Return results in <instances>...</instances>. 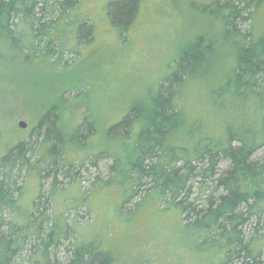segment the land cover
<instances>
[{"label":"trees","instance_id":"obj_1","mask_svg":"<svg viewBox=\"0 0 264 264\" xmlns=\"http://www.w3.org/2000/svg\"><path fill=\"white\" fill-rule=\"evenodd\" d=\"M141 1L111 0L109 20L130 26ZM80 3L0 0V59L31 67L46 58L68 64L63 57L75 59L94 37L96 25L79 13ZM205 3L212 21L204 32L178 53L144 100L106 129L119 137V154L106 149L71 161L70 140L83 146L93 124L86 114L67 136L53 104L0 157V264H120L100 235L79 234L71 211H54L60 207L55 190L69 178L68 184L79 180L78 164L94 165L102 156L114 159L110 182H126L124 202L155 196L160 207L176 208L197 247L218 252L215 264H264V0ZM74 28L75 42L68 43ZM198 86L199 98L222 117L213 132L189 115L191 87ZM28 177L38 182L39 193L24 205ZM48 179L46 196L41 187Z\"/></svg>","mask_w":264,"mask_h":264},{"label":"rangeland","instance_id":"obj_2","mask_svg":"<svg viewBox=\"0 0 264 264\" xmlns=\"http://www.w3.org/2000/svg\"><path fill=\"white\" fill-rule=\"evenodd\" d=\"M110 1L81 0L79 13L95 23L94 37L79 48L75 59L69 54L63 57L68 64L46 58L31 67L8 57L0 59V157L26 138L53 104L67 136L86 114L93 124L94 133L83 146L76 148L70 140L71 161L78 155L85 161L87 153L106 149L119 154V137L106 129L137 99L141 101L154 90L157 79L174 67L179 52L212 21L201 5L211 0H142L135 21L121 27L109 20ZM214 27L216 30L217 24ZM76 34L74 28V41L68 34V43L75 42ZM0 50L4 53L3 47ZM227 55L229 60L231 55ZM191 89L195 92L189 115L200 117L209 132L220 129L222 117L199 98V86ZM21 120L27 123L26 128L20 127ZM88 162L78 164V181L68 184L69 178L54 193L60 204L54 211H71V222L79 234L100 235L120 264H215L218 252L197 247L176 208L160 207L155 196L142 201L136 196L124 202L129 195L123 192L126 182H110L114 159L102 156L94 165ZM104 181L109 182L102 186ZM51 182L48 179L41 187L46 196ZM24 184L21 202L26 205L39 193V184L33 177L24 179ZM87 193L89 197L84 198Z\"/></svg>","mask_w":264,"mask_h":264},{"label":"water","instance_id":"obj_3","mask_svg":"<svg viewBox=\"0 0 264 264\" xmlns=\"http://www.w3.org/2000/svg\"><path fill=\"white\" fill-rule=\"evenodd\" d=\"M19 125H20V127H22V128H26V127H27V123H26L25 121H23V120H21V121L19 122Z\"/></svg>","mask_w":264,"mask_h":264}]
</instances>
